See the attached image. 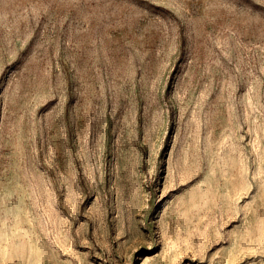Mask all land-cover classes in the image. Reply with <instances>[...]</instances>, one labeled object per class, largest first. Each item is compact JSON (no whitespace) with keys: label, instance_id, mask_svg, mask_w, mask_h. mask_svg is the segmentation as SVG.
<instances>
[{"label":"rangeland","instance_id":"rangeland-1","mask_svg":"<svg viewBox=\"0 0 264 264\" xmlns=\"http://www.w3.org/2000/svg\"><path fill=\"white\" fill-rule=\"evenodd\" d=\"M0 264H264V0H0Z\"/></svg>","mask_w":264,"mask_h":264}]
</instances>
